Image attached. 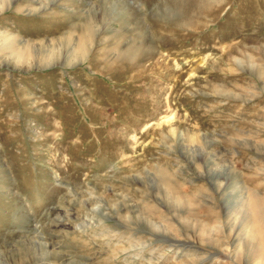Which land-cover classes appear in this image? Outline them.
I'll return each instance as SVG.
<instances>
[{
	"label": "rangeland",
	"instance_id": "rangeland-1",
	"mask_svg": "<svg viewBox=\"0 0 264 264\" xmlns=\"http://www.w3.org/2000/svg\"><path fill=\"white\" fill-rule=\"evenodd\" d=\"M0 264H264V0H0Z\"/></svg>",
	"mask_w": 264,
	"mask_h": 264
}]
</instances>
